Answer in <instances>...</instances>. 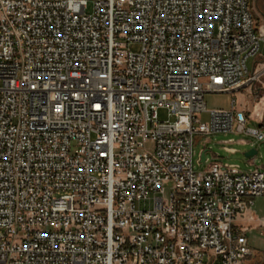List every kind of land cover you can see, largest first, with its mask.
Listing matches in <instances>:
<instances>
[{
	"label": "built area",
	"instance_id": "built-area-1",
	"mask_svg": "<svg viewBox=\"0 0 264 264\" xmlns=\"http://www.w3.org/2000/svg\"><path fill=\"white\" fill-rule=\"evenodd\" d=\"M261 43L253 0H0V263L243 264L264 168L195 171L193 146L264 140L204 101Z\"/></svg>",
	"mask_w": 264,
	"mask_h": 264
},
{
	"label": "rangeland",
	"instance_id": "rangeland-1",
	"mask_svg": "<svg viewBox=\"0 0 264 264\" xmlns=\"http://www.w3.org/2000/svg\"><path fill=\"white\" fill-rule=\"evenodd\" d=\"M255 15L258 18V25L264 26V0H253ZM130 48L138 50L140 45L138 43L130 44ZM260 52L262 55L251 56L247 60V66L250 72L255 70V78L248 82L239 92L231 93H213L205 94L204 101L208 110L211 109H230L233 100L238 109H243L248 115L247 126L254 128H263L264 122V43H261ZM255 67V68H254ZM260 114H259V113ZM263 117L260 119L259 116ZM252 116H250V115ZM160 119H167V109L161 108L159 110ZM174 119V117H170ZM201 118L206 121L209 116L208 113H202ZM236 127V124H235ZM233 137L235 143L232 145L239 149V152L233 155L232 161L238 162L243 168L247 169V161L251 158L246 155V151L250 149L252 144H255L258 153L254 156L256 164L264 166V140H256L252 135L245 132L233 130L227 134L212 133L207 135L195 134L194 136V154H193V168L195 171H202L207 168V161H200V153L204 149H208L207 155L212 152H223V141ZM241 139L246 140L247 144L238 143ZM142 208L144 204H141ZM149 207V203L146 204ZM254 214L256 216L264 215V196H257L255 198ZM246 220L237 221L242 223ZM249 245L251 246V254L245 259L243 264H264V226L258 223H253L248 230ZM1 264V263H0Z\"/></svg>",
	"mask_w": 264,
	"mask_h": 264
},
{
	"label": "crops",
	"instance_id": "crops-1",
	"mask_svg": "<svg viewBox=\"0 0 264 264\" xmlns=\"http://www.w3.org/2000/svg\"><path fill=\"white\" fill-rule=\"evenodd\" d=\"M250 116H252V115H250ZM262 117H263V115L261 113V116H259V118L261 119ZM235 142L236 141H235V139L233 137H229L228 139H225L223 141V144H224L223 145V152H224V154L222 152H212V154L208 156L207 155V152L209 150L208 149L202 150V152L200 153V156H201L200 161H207L208 162V166L207 167H209L213 162H220L222 164H224V163H238V162L232 161L233 155L239 152V149L236 146L232 145ZM237 142L238 143H242V144H247L248 143L244 139H241L240 141H237ZM252 146L253 147H251L250 149H248L246 151V153L248 151L252 150V149H254L256 151V153L253 154V155H251V156H248V157H251V158L247 161V165H248V168L247 169L243 168L240 165L243 170H251V169H254V168H264V166H260V165L256 164V158L254 156L258 153V149L256 148L255 144H252ZM205 150H206V154H205L206 155V158H205V160H203L202 159V153ZM261 217H264V215H262V216H256L254 214V208L252 207L247 213H245L244 217L240 218L238 221H240V220H246V221H244L242 223H239V224H242V225L248 227V230H249V227L253 223H258L260 226H262V224H261ZM247 235H248V232H247Z\"/></svg>",
	"mask_w": 264,
	"mask_h": 264
},
{
	"label": "water",
	"instance_id": "water-1",
	"mask_svg": "<svg viewBox=\"0 0 264 264\" xmlns=\"http://www.w3.org/2000/svg\"><path fill=\"white\" fill-rule=\"evenodd\" d=\"M256 153V151L254 150V149H252V150H250V151H248L247 153H246V155L247 156H251V155H253V154H255ZM206 150L202 153V159L203 160H205V158H206Z\"/></svg>",
	"mask_w": 264,
	"mask_h": 264
},
{
	"label": "trees",
	"instance_id": "trees-1",
	"mask_svg": "<svg viewBox=\"0 0 264 264\" xmlns=\"http://www.w3.org/2000/svg\"><path fill=\"white\" fill-rule=\"evenodd\" d=\"M261 125H262V127H264V122H262V124H261Z\"/></svg>",
	"mask_w": 264,
	"mask_h": 264
}]
</instances>
